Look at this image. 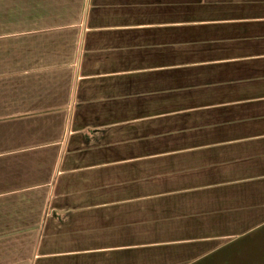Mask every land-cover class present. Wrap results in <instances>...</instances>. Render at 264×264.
I'll list each match as a JSON object with an SVG mask.
<instances>
[{"label": "crops", "instance_id": "1", "mask_svg": "<svg viewBox=\"0 0 264 264\" xmlns=\"http://www.w3.org/2000/svg\"><path fill=\"white\" fill-rule=\"evenodd\" d=\"M0 215L39 216L0 264H200L264 228V0H0Z\"/></svg>", "mask_w": 264, "mask_h": 264}, {"label": "rangeland", "instance_id": "2", "mask_svg": "<svg viewBox=\"0 0 264 264\" xmlns=\"http://www.w3.org/2000/svg\"><path fill=\"white\" fill-rule=\"evenodd\" d=\"M146 173H150V167H144L142 174L145 175ZM36 217L39 216L0 215V223L14 222L19 224L24 222L33 224ZM200 264H264V228L228 242L221 249L213 252L210 259Z\"/></svg>", "mask_w": 264, "mask_h": 264}]
</instances>
